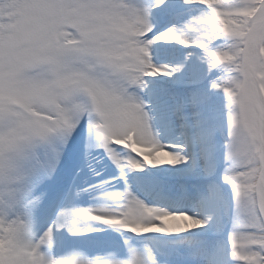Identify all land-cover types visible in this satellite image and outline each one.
<instances>
[{
  "label": "snow or ice",
  "instance_id": "snow-or-ice-1",
  "mask_svg": "<svg viewBox=\"0 0 264 264\" xmlns=\"http://www.w3.org/2000/svg\"><path fill=\"white\" fill-rule=\"evenodd\" d=\"M0 264H264V0H0Z\"/></svg>",
  "mask_w": 264,
  "mask_h": 264
},
{
  "label": "bare ground",
  "instance_id": "bare-ground-1",
  "mask_svg": "<svg viewBox=\"0 0 264 264\" xmlns=\"http://www.w3.org/2000/svg\"><path fill=\"white\" fill-rule=\"evenodd\" d=\"M101 178H106V177H101ZM60 179H61V181L63 182V183H67V179H68V176H66V175H64V173L62 172L61 173V177H60ZM94 182V181H93Z\"/></svg>",
  "mask_w": 264,
  "mask_h": 264
}]
</instances>
